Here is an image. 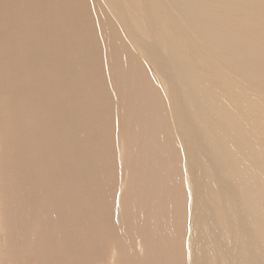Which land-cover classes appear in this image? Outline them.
Wrapping results in <instances>:
<instances>
[{
	"label": "bare ground",
	"instance_id": "1",
	"mask_svg": "<svg viewBox=\"0 0 264 264\" xmlns=\"http://www.w3.org/2000/svg\"><path fill=\"white\" fill-rule=\"evenodd\" d=\"M0 264H264V0H0Z\"/></svg>",
	"mask_w": 264,
	"mask_h": 264
}]
</instances>
